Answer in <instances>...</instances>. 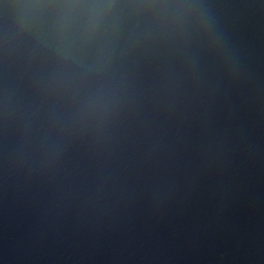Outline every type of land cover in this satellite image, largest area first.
Masks as SVG:
<instances>
[{
    "label": "water",
    "instance_id": "95a60500",
    "mask_svg": "<svg viewBox=\"0 0 264 264\" xmlns=\"http://www.w3.org/2000/svg\"><path fill=\"white\" fill-rule=\"evenodd\" d=\"M0 264H264V0H0Z\"/></svg>",
    "mask_w": 264,
    "mask_h": 264
}]
</instances>
